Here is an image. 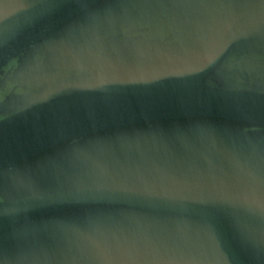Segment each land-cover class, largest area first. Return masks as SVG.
<instances>
[{
  "label": "water",
  "instance_id": "95a60500",
  "mask_svg": "<svg viewBox=\"0 0 264 264\" xmlns=\"http://www.w3.org/2000/svg\"><path fill=\"white\" fill-rule=\"evenodd\" d=\"M0 264H264V0H0Z\"/></svg>",
  "mask_w": 264,
  "mask_h": 264
}]
</instances>
